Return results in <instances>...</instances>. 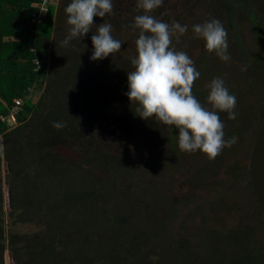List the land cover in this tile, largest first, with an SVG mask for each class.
<instances>
[{"label": "trees", "instance_id": "1", "mask_svg": "<svg viewBox=\"0 0 264 264\" xmlns=\"http://www.w3.org/2000/svg\"><path fill=\"white\" fill-rule=\"evenodd\" d=\"M116 1L112 13L93 18L89 33L62 46L71 0H52L34 23L35 0H0V264L5 253L10 264H263L264 244L255 242L245 210L238 225L225 229L213 217L235 202L227 204L222 195L208 205L197 203L190 214L185 203L193 195L178 193L203 183L200 173L215 177L222 170L264 213V130L247 146L254 160L242 165L236 158L254 121L262 124L261 111L254 114L246 97L224 80L237 100L236 118L219 116L225 139L235 137V143L214 159L181 151L178 130L141 119L128 100L127 72L134 70L139 36L132 24L142 11L137 0ZM210 6L212 18L205 22L223 24L230 63H242L246 79L252 74L255 83L264 82V0H210ZM150 14L174 22L164 1ZM104 22L122 46L93 61L91 37ZM204 53L209 67L215 53ZM209 91L194 82L192 94L207 108ZM16 100L21 104L8 124ZM105 121L115 147L96 138L95 125ZM55 122L63 127L54 128ZM62 147L77 155L63 156Z\"/></svg>", "mask_w": 264, "mask_h": 264}, {"label": "clouds", "instance_id": "2", "mask_svg": "<svg viewBox=\"0 0 264 264\" xmlns=\"http://www.w3.org/2000/svg\"><path fill=\"white\" fill-rule=\"evenodd\" d=\"M163 0H137L136 7L142 14L136 15L132 28L139 29L135 41L136 56L132 58L133 71L127 72L130 104L135 102V112L143 120L154 118L158 123L178 130V147L183 152L199 150L209 159L216 158L225 147H231L236 138L225 139L224 123L219 112L228 113V119L236 118V97L230 94L223 79L216 77L208 85L206 102L202 105L192 94L194 82L200 73L193 61L183 51L171 47L172 37L187 31V25L162 22L150 13L160 7ZM113 12L112 0H71L65 8L69 34L62 46L76 38L80 39L92 30L93 18H104ZM112 26L102 23L91 37V59L102 60L120 51L121 41L111 35ZM194 34L205 42L209 53L228 61L227 31L223 24L212 19L193 26ZM242 71L246 68H242ZM61 128L60 122L53 124Z\"/></svg>", "mask_w": 264, "mask_h": 264}, {"label": "rangeland", "instance_id": "3", "mask_svg": "<svg viewBox=\"0 0 264 264\" xmlns=\"http://www.w3.org/2000/svg\"><path fill=\"white\" fill-rule=\"evenodd\" d=\"M165 3V8L167 9V12L169 14L170 19H172L174 22H178V20L183 21L184 23L179 22L182 26L187 25V31L180 35L179 38L174 34V37L172 39H175V48L177 51H183L186 50V54L190 57V59L193 61L194 67H198L196 64H199V68L197 69L200 73L199 78L195 81L199 89L202 90L205 87H208L210 82L213 80V78L219 77L223 80H226L229 85H234L237 91L246 97V103L250 106H252V111H255L257 113L256 109L258 111H261V114L264 115V82L257 81L254 82L253 76H249V78H245L244 74L242 76L241 69L244 68L242 63L236 62V63H230V61L233 59L231 55L230 59L228 61L221 60L216 54L214 55L210 66L206 64V60L202 59V57H205V46L204 41L197 37L193 32V26L196 24H202L205 22V19L212 18L211 16V6H210V0H163ZM116 3H120V0H117ZM243 34V41L246 42L248 45L251 41V38L248 34V28L247 26H244L243 29H241ZM191 44V47H189ZM188 45V49H185ZM256 52V51H253ZM245 64H249V62H245ZM248 70V69H247ZM35 96H37V93H32V98L34 99ZM245 107V106H244ZM260 114V117H261ZM218 115H223L226 117V113L219 112ZM257 115V114H256ZM259 117V118H260ZM238 121L242 120L243 116L238 117ZM257 117V120H260L262 124L258 127V124L260 122L254 121V123L251 125L249 130L247 131V134L245 135V140L243 142V145L241 146L240 150L237 151L238 153L237 157H241L240 163L242 165L252 162L253 154L251 153V150H247L249 145L252 146V143L257 142L259 140L256 136L257 130L262 129L264 130V119H259ZM108 124H103L102 122H98L95 125V132H96V138L98 140L106 139L110 141V145L115 147V143L113 142L114 136H110V130L106 129ZM258 127V128H257ZM123 134V133H121ZM123 143L128 145L130 142L129 140L124 137ZM121 143V142H120ZM119 145H123L120 144ZM250 146V148H251ZM117 147V144H116ZM59 152L63 156H75L77 153L72 151L69 148H60ZM182 159H186L184 156ZM175 164L184 165L179 162H173ZM220 174H216L215 177L207 176L203 173L199 174V177L202 176L203 183L207 182L208 186L206 187L203 185V183H200L196 187H190L187 189V187L183 186L179 190V196H185L187 195H193V197L189 198V200L185 203L186 208L185 210L190 211V214H193V207L196 206L197 203L208 205L209 202H214L216 200L221 199L220 196L227 204H231L232 202H235L236 204L233 206V208H230V211H219L216 213L215 222L218 225L219 223H224L225 229H230L231 227L238 225L240 223L241 219V211L244 212L243 216H246L245 220L248 219L250 222V225H252L255 231V242L260 245L261 243L264 244V213L260 211H256L254 209V205H252V198L249 197L248 192L246 189L241 187H235L232 183L227 181V177L223 175L222 170L220 171ZM182 175H177V178H181ZM173 178L176 179V176H173ZM206 180V181H205ZM215 183V184H214ZM234 186V187H232ZM227 189L229 192H227ZM186 196V197H187ZM185 201V200H184ZM199 206V205H198ZM227 206V205H226ZM201 207V206H200ZM191 209V210H190ZM229 212V213H226ZM185 213V212H183ZM181 213V214H183ZM210 215V213H209ZM200 218V217H196ZM185 220H188V217L185 218ZM189 222V221H187ZM247 222V221H246ZM256 239H258L256 241ZM264 264V262H263Z\"/></svg>", "mask_w": 264, "mask_h": 264}, {"label": "built area", "instance_id": "4", "mask_svg": "<svg viewBox=\"0 0 264 264\" xmlns=\"http://www.w3.org/2000/svg\"><path fill=\"white\" fill-rule=\"evenodd\" d=\"M52 4V0H35L34 6L38 8L36 15H34L31 19L32 23L38 22L41 14H46L49 6ZM21 101L16 100L14 106L11 108L8 116L5 118V121L8 124H13L15 121V115L20 107Z\"/></svg>", "mask_w": 264, "mask_h": 264}, {"label": "water", "instance_id": "5", "mask_svg": "<svg viewBox=\"0 0 264 264\" xmlns=\"http://www.w3.org/2000/svg\"><path fill=\"white\" fill-rule=\"evenodd\" d=\"M5 264H10L9 263V257H8L7 253H5Z\"/></svg>", "mask_w": 264, "mask_h": 264}]
</instances>
